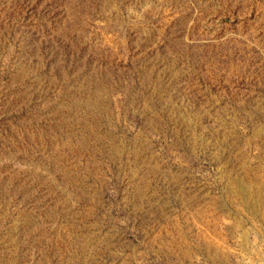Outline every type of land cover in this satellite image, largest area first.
<instances>
[{"label":"rangeland","instance_id":"1","mask_svg":"<svg viewBox=\"0 0 264 264\" xmlns=\"http://www.w3.org/2000/svg\"><path fill=\"white\" fill-rule=\"evenodd\" d=\"M0 264H264V0H0Z\"/></svg>","mask_w":264,"mask_h":264}]
</instances>
